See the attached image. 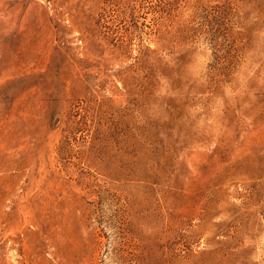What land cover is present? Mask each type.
<instances>
[{
	"label": "rangeland",
	"instance_id": "obj_1",
	"mask_svg": "<svg viewBox=\"0 0 264 264\" xmlns=\"http://www.w3.org/2000/svg\"><path fill=\"white\" fill-rule=\"evenodd\" d=\"M0 264H264V0H0Z\"/></svg>",
	"mask_w": 264,
	"mask_h": 264
}]
</instances>
